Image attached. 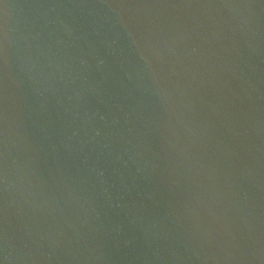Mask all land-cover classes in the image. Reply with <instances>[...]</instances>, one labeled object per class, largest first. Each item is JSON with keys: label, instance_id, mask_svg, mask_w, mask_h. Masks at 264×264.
Returning a JSON list of instances; mask_svg holds the SVG:
<instances>
[{"label": "water", "instance_id": "95a60500", "mask_svg": "<svg viewBox=\"0 0 264 264\" xmlns=\"http://www.w3.org/2000/svg\"><path fill=\"white\" fill-rule=\"evenodd\" d=\"M0 264H264V0H0Z\"/></svg>", "mask_w": 264, "mask_h": 264}]
</instances>
